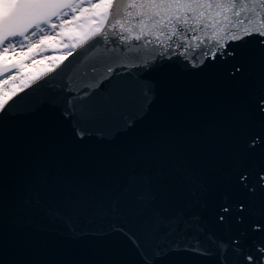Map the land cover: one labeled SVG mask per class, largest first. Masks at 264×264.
Here are the masks:
<instances>
[{
  "label": "snow or ice",
  "instance_id": "1",
  "mask_svg": "<svg viewBox=\"0 0 264 264\" xmlns=\"http://www.w3.org/2000/svg\"><path fill=\"white\" fill-rule=\"evenodd\" d=\"M89 10L97 13L95 31L82 47L69 48L62 58L67 63L44 82L48 98L42 102L59 112L80 142L94 132L133 130L154 103L149 77L173 64L203 71L213 62L228 63L226 78L239 83L252 80L253 54L264 56V0H100L88 8L70 0H0V56L15 53L31 37L40 44L54 39L58 27ZM44 29L54 35L45 36ZM22 99L0 101V133ZM248 99L264 112V80L253 82ZM258 146L264 149V134L245 131L227 177L247 199L225 195L214 208L217 227L240 225V234L227 241L207 227L203 211L190 210L189 201L166 202L160 176L140 172L96 198H57L37 189L19 207L29 219L62 226L73 239L82 233V223L106 224L105 231L126 236L143 253L142 264H156L157 257L177 251L211 264H264V207L252 203L264 198V165L244 162ZM179 176L196 193L199 207L207 209L208 178L189 172ZM6 206L0 189V213Z\"/></svg>",
  "mask_w": 264,
  "mask_h": 264
},
{
  "label": "water",
  "instance_id": "2",
  "mask_svg": "<svg viewBox=\"0 0 264 264\" xmlns=\"http://www.w3.org/2000/svg\"><path fill=\"white\" fill-rule=\"evenodd\" d=\"M88 37L78 45L82 47ZM66 63L61 60L5 102L23 97L0 133V189L7 200L0 213V264H142L143 253L126 236L105 231L106 224L82 223L78 226L82 233L73 239L62 226L49 225L39 217L29 219V213L19 207L37 189L57 198H96L134 172L160 176L166 202L189 201L191 211H203L210 230L226 241L237 237L238 223L219 228L212 217L225 195L247 199L227 177L242 134H264V112L254 109L248 99L253 82L264 80V56L253 54L252 80L239 83L226 78L228 63L213 62L203 71L173 64L149 77L155 88L154 103L133 130L94 132L83 142L56 109L42 106L48 98L44 82ZM7 65H0V75L18 68L15 62ZM262 153L258 146L245 155L244 162L264 165ZM181 172L208 178L207 209L199 207L196 193L180 179ZM252 203L264 207V198ZM247 239L252 241L251 233ZM156 264L211 261L177 251L157 257Z\"/></svg>",
  "mask_w": 264,
  "mask_h": 264
},
{
  "label": "rangeland",
  "instance_id": "3",
  "mask_svg": "<svg viewBox=\"0 0 264 264\" xmlns=\"http://www.w3.org/2000/svg\"><path fill=\"white\" fill-rule=\"evenodd\" d=\"M70 2L76 5L83 4L85 8H88L90 4L98 3L100 0L91 3H87L86 0H70ZM96 14L92 10L83 12L79 20L65 25L63 29L58 27L55 38L46 41L44 44H40L37 37H31L29 40L23 41L24 47H17L15 51L19 52L18 57L13 56V59L8 58L10 54H13L12 50L9 51L6 58L0 56V64L15 61L19 65V70L24 63H32L30 71L26 73V78L17 70L15 73L4 78L5 80H2L0 101H5L9 96L21 89L28 81H31V79L36 78L47 69L53 67L64 57V54L67 53L69 48H72L73 45H78L82 39L89 36L96 29V23L94 22V16ZM77 15H80L79 9ZM60 32L64 34L59 35ZM44 35L53 36L54 33L44 29ZM32 45H36V47L30 51L29 49Z\"/></svg>",
  "mask_w": 264,
  "mask_h": 264
},
{
  "label": "bare ground",
  "instance_id": "4",
  "mask_svg": "<svg viewBox=\"0 0 264 264\" xmlns=\"http://www.w3.org/2000/svg\"><path fill=\"white\" fill-rule=\"evenodd\" d=\"M10 51V50H9ZM18 55H19V52H15V53H13V54H10L9 56H8V58L10 59H13V56H15V57H18ZM31 65H32V63H24L22 66H21V68H20V70H19V72H20V74L21 75H23L25 78H26V73H28L29 71H30V69H31ZM5 80V79H4ZM3 83V81L2 80H0V87H1V84Z\"/></svg>",
  "mask_w": 264,
  "mask_h": 264
}]
</instances>
